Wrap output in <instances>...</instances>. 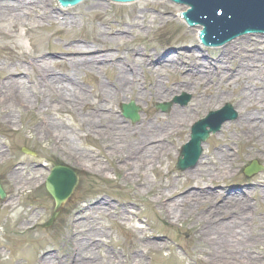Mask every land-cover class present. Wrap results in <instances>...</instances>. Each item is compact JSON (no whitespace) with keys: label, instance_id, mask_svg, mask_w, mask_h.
Wrapping results in <instances>:
<instances>
[{"label":"bare ground","instance_id":"obj_1","mask_svg":"<svg viewBox=\"0 0 264 264\" xmlns=\"http://www.w3.org/2000/svg\"><path fill=\"white\" fill-rule=\"evenodd\" d=\"M55 9L52 0H0V35L4 39L0 51L7 52L0 65V109L8 124L14 121L13 110L37 109L31 131L38 142L61 151L82 169L120 173L122 184L134 186L132 196L142 191L153 193V203L163 216L160 219L183 223L195 251L187 264L192 260L201 264H257L264 251V179L258 177L250 189L235 196L223 189L211 191L210 187L218 188L231 177L234 166L244 158L256 154L264 161V39L234 40L218 48L222 50L216 59L203 58L204 54L185 47L174 56L134 45H117L126 42V35H137L144 27L138 23V15L146 20L148 14L141 10L115 31L108 32L111 24L104 21L109 28H93L91 35L82 39L68 36L57 59L36 46L28 53H18L20 46L9 45L21 29L29 38L33 29H41L44 22L56 23ZM89 10L99 14L103 5L93 0ZM159 21L164 24L169 18L153 16L147 24ZM59 26L72 30L75 20L68 17ZM198 31L194 28L187 35L198 40ZM57 68L65 69L55 73ZM138 70L147 80L139 79ZM108 71L112 79L98 80L93 92L87 94L80 86L81 73ZM32 78L33 87L28 86ZM182 92L191 95L186 107L173 106L164 117L146 111L145 117L133 126L125 125L113 111L117 101L161 103ZM227 99L238 108V120L224 129L212 146H206L197 166L185 171L181 182L168 180V173L167 182L159 176L158 180H150L149 173L160 175L159 166L171 155L168 145L174 137L182 135L207 108H217ZM69 112L78 123L76 127L70 123L71 118H57ZM83 144L97 145V155ZM233 146H241L235 155L230 151ZM103 158L107 159L106 165ZM3 162L8 160L0 148V165ZM14 167L11 178L19 180L16 191L34 190L39 180L23 177L24 162ZM39 168L36 164L33 171L39 174ZM251 194L258 198L259 215L248 211L250 203L246 198ZM9 207L14 212L17 199ZM123 207L117 209L103 199L77 205L66 235L67 249L70 251L72 246L69 257L65 253L55 263V257L41 254L33 258L32 264H120L121 260L124 264H145L152 251L160 252L166 246L146 237L147 229L133 224L138 223V215L129 206ZM109 214L121 226H128L131 233L132 244L125 253L110 246L105 228L95 225V215ZM249 216L255 220L251 232L246 223Z\"/></svg>","mask_w":264,"mask_h":264},{"label":"rangeland","instance_id":"obj_2","mask_svg":"<svg viewBox=\"0 0 264 264\" xmlns=\"http://www.w3.org/2000/svg\"><path fill=\"white\" fill-rule=\"evenodd\" d=\"M92 1L93 0H86L69 12H64L59 9L56 0H52L53 6L56 8L54 15L55 18L57 17L56 23L44 22L41 29H33L29 34L31 42L21 29L18 36L9 42V45L20 46V49L17 51L18 53H28L31 51L32 46H36L43 53H47V55L51 53L52 56L57 59L61 55V47L64 45L63 40L68 36H77L82 39L85 35L90 36L93 28H109L108 25H105L104 21L111 24V30L108 32L115 31L120 24L125 25V23H128L134 16V13L146 10L148 14L145 17L146 20L142 19L141 14L138 15V23L140 25L144 24V27L140 28L137 35H126V42H119L117 45H134V47L141 50L147 48L152 52L174 56L177 51L185 47L186 49H193L195 52L204 54L203 58L206 59H216L219 56L220 50H222L205 48L200 45L194 36L190 37L187 35V32L192 29L185 26L177 17V13L182 11L184 7L149 1H138L137 3L129 5H115L100 0V3L103 5V10L100 12L98 11L99 14H96V12L89 10V5ZM153 16L169 18V21L164 24L159 21L158 23L148 25L147 23H149ZM68 17H73L75 20V27L72 30L67 27L59 26ZM158 24H160L161 27H159ZM2 25H6V23H2ZM256 38L264 39V35H261V37L260 35H248L236 40L252 42V40ZM233 42L234 41L231 43ZM3 44L4 39L0 35V48ZM1 51L0 65H2L3 62H5V58H7V52L5 50ZM64 69L65 68H57L54 69V71L55 73H59ZM138 76L141 81L147 80V76L143 72H140V70H138ZM79 79L80 86L89 94V91L90 93L93 92L98 80L107 82L112 79V74L109 71L100 74H89L84 72L80 74ZM259 80L257 79V81ZM32 82H34L33 78L29 81L28 86L33 87V84H31ZM37 90H39V87ZM182 94L189 98L188 102L183 106L178 104L173 106L184 108L189 104L191 95L182 92L176 95V97ZM174 97L168 102L172 101ZM129 102L130 101H127L126 103ZM155 104H157V102L146 103L144 101L135 104L140 108L139 120L141 117H145L146 111L157 112L164 117L173 107L172 106L168 112L162 113L155 108ZM225 104L231 105L237 117L234 121L223 124L218 133L209 136L208 140L203 145L202 154L205 152L207 145L212 146L214 144L213 140L219 137L224 129L234 125L238 120V108H235V105L230 102L229 99L220 102L217 108H207L203 114H199L196 119L186 127L182 135L174 137L173 141L168 145L171 149V155L164 158L161 166H159L161 170L159 171L160 175H158L157 172L149 173V179L158 180L157 177L159 176V179L163 182H167L170 179L180 181L184 172L176 171L174 169V164L180 147L189 140L190 127L196 121L203 119L207 113L217 111ZM120 105V101H117L113 105L116 118L122 120L125 125H135L136 123H131L129 120L122 117ZM12 113L14 121L8 124L7 119L4 118L5 113H2L0 109V148L3 151L4 159L6 158L8 160L7 163L3 162V164L0 165V183L6 193L5 199L0 200V264H32L33 258L38 259L41 254H49L55 257L54 261L57 263L56 261L61 259L63 254H70L72 249V246L70 251L67 249L66 235L70 229L71 223H73L72 220L75 207L77 205L90 204L98 199L108 201L113 206H116L117 209L125 208L123 206L132 208V211L138 215L139 218L138 223L134 222L133 224L147 229L144 234L146 237L151 236L153 241L166 246V248L160 252L152 251L149 257H146L145 264H179L181 260L185 261L184 264L188 263V260L192 258L195 251L193 249V244L189 241V236L182 228L183 223H174L171 220L162 221L160 217L163 216L160 215V212L153 203V193L142 191L137 196H132L134 186L122 184V175L120 173L115 174L109 169L105 171V173L82 169L78 167L75 162L63 155L61 151L52 149L51 146L49 147L46 143L38 142L31 131L32 126L37 121V109H31L29 111L19 109L17 111L13 110L11 114ZM71 115L70 112L69 114L63 115L58 114L57 118L70 119ZM70 123L75 127L78 125L73 119ZM85 146L97 155L99 150L97 145L88 144ZM23 148L35 153V156L24 154L21 151ZM240 149L241 146H233L230 151L235 155ZM259 158V155L255 154L254 156L242 159L232 169L230 173L232 174L231 177L218 185V188L215 186L210 187V190L223 189L227 194L235 196L250 189L255 182L259 180L258 177L264 179V161ZM101 160L104 164L107 162L106 158ZM253 160L257 161L263 168V171L250 178L244 177L242 174L244 167ZM23 162L24 167H22V169H25L23 177L28 175L30 178H37L39 184L34 190H27L21 193L16 191L18 189H15V183L19 180L17 181V179L11 178V175L15 168L14 165L18 163L22 164ZM36 164H39L41 167L39 168V174L33 171L34 165ZM58 165L72 169L78 176V184L70 198L60 206L57 211L58 213L56 212V219L47 228L45 225L49 222V219L55 211L53 199L45 190L44 182L51 169ZM166 173L170 176H167L168 180L166 178ZM141 177L140 175L139 178ZM178 187L181 188L182 186L179 184ZM17 196L18 198H16ZM15 199H17L18 207L14 212H11L9 206L12 200ZM246 199L250 203V207L248 208L250 214L259 215L261 207L258 198H255V196L251 194L247 196ZM261 206L263 205L261 204ZM119 212L121 211L119 210ZM112 216L113 214L107 216L95 215V225L96 227L101 226L105 228L110 239V246L120 254L125 253L132 244L131 233L127 229L128 226H121L113 220ZM246 220V223H248V230L251 232L255 220H253L251 216L247 217ZM43 243H47V245L43 246ZM261 253L257 264H264V251H261ZM35 256H37V258ZM120 264H124L122 260ZM190 264L201 263L192 260Z\"/></svg>","mask_w":264,"mask_h":264},{"label":"water","instance_id":"obj_3","mask_svg":"<svg viewBox=\"0 0 264 264\" xmlns=\"http://www.w3.org/2000/svg\"><path fill=\"white\" fill-rule=\"evenodd\" d=\"M81 1L83 0H58L63 7L74 6ZM110 1L128 3L135 0ZM165 1L189 7V10L182 14V16L189 26H202L199 38L205 46H219L244 34L264 32V0ZM174 102H177V99ZM185 103L186 101H183V104ZM170 105L158 104L156 108L167 111ZM121 110L124 117L129 118L133 122L138 120L137 112L139 109L133 103L122 105ZM222 114V119L216 123H213V120L210 118L208 121H202L194 127L191 133V141L182 148L180 157L178 158L176 164L177 170L193 167L201 154V144L208 138L209 133L217 132L224 120L234 119L235 117L232 115L229 105H226ZM213 116V114H210V117ZM207 126L210 127L209 131H206ZM23 152L30 154L27 151ZM258 171H260V168L253 163L252 166L245 169L244 174L251 176ZM77 182L78 180L74 172L66 167H55L51 170L50 175L46 179L45 186L48 193L54 199L55 209H58L70 197ZM4 198L5 194L0 187V199Z\"/></svg>","mask_w":264,"mask_h":264}]
</instances>
